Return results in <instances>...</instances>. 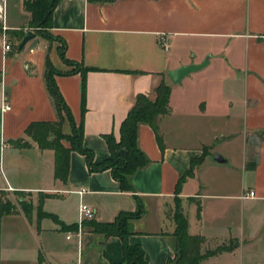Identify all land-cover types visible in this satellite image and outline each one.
I'll use <instances>...</instances> for the list:
<instances>
[{"label":"crops","instance_id":"1","mask_svg":"<svg viewBox=\"0 0 264 264\" xmlns=\"http://www.w3.org/2000/svg\"><path fill=\"white\" fill-rule=\"evenodd\" d=\"M14 1L28 20L23 0ZM22 20L10 17L11 26ZM50 32L49 43L30 39L17 52L4 53L0 44V85L11 106L0 110V198L16 207L0 213V264H119L118 237L104 238L84 224L79 238L66 234L77 231L70 226L77 224L80 202L93 208L95 220L109 222L135 211V196L144 213L131 220L128 241L142 247L148 264L174 256L176 198L187 232L203 237L202 253L238 241L201 264H264V0H58ZM62 47L67 59L92 68L84 78L80 72L53 77L96 163L109 156L103 135L119 136L136 95L153 96L161 80L170 86L169 111L157 121L163 148L147 123L138 125V146L149 163L130 176L132 192L122 190L110 170L89 171L74 150L62 182L54 175V150L25 133L32 122L58 119L45 74L47 59L57 71L74 69L60 57ZM206 58L180 83L169 78L170 70ZM61 132H72L66 115ZM21 140L29 146L21 147ZM236 140L239 157L221 149ZM62 144L70 146L66 139ZM203 148L204 157L176 193L178 179ZM216 153L226 162L214 160ZM250 190L253 197L241 198ZM20 192L37 193L29 218L12 200L18 196L19 203ZM44 193L49 197L39 209ZM67 195L74 198L63 206Z\"/></svg>","mask_w":264,"mask_h":264},{"label":"trees","instance_id":"2","mask_svg":"<svg viewBox=\"0 0 264 264\" xmlns=\"http://www.w3.org/2000/svg\"><path fill=\"white\" fill-rule=\"evenodd\" d=\"M107 1V0H106ZM58 0H23L24 8L30 13L28 24L34 29H50L52 23V13ZM24 36V35H23ZM23 36H19L21 40ZM18 44L16 45V49ZM59 55L62 60L73 65L74 69L70 72H60L55 70L49 60H46V74L45 83L47 91L52 99L54 108L57 112L58 119L53 122L38 121L32 122L25 130L32 140H34L40 148L53 149L55 152V169L54 175L62 182L67 181L69 153L71 150L83 154L86 158L89 171L99 172L103 170H110L113 178L120 183L122 190L133 191L130 183V176L138 169L146 166L149 159L138 146L137 130L140 123H147L156 135V139L161 148L162 138L158 132V118L161 115L167 114L169 111V95L170 86L165 80L154 88L153 96L147 94H137L134 104L128 110L126 117L123 119L120 128L119 136L116 138L113 133L104 134L109 156L101 162H94V154L92 150L83 146V127L80 124L76 126L73 121L71 112L64 101L54 79V74H68L80 72L85 77L87 71L92 70L90 67H85L77 62L67 59L64 55V47L59 48ZM84 98L82 99V112L85 111ZM63 115L70 120L72 132L70 135H64L61 132V124ZM66 139L69 147L62 144V140ZM21 147H28L29 143L20 141ZM206 153V148H203L202 154L190 162L189 169L178 179L176 184V193L179 192L182 182L187 176L193 174V169L198 164ZM23 193H19V205L24 214L29 218L33 205L31 201L24 202L21 198ZM49 197V194H40L38 199V207L40 209L42 201ZM137 202V209L133 212L121 211L118 215L109 222H100L95 219L86 220L83 222L93 233L102 235L104 238L116 236L122 243V260L119 264H148L145 259L144 251L141 246L130 244L129 236L132 234L130 222L133 219L139 218L144 213V207L138 197L135 196ZM176 209L173 213V220L175 229L173 236L174 256L166 264H201L202 261L209 257L216 255L222 251H231L238 245L235 239L229 240L228 244H221L214 249L201 252V244L203 237L199 235H190L187 232V219L181 210V203L178 198L175 200ZM200 207L198 205L197 211L199 214ZM16 211V207L3 197L0 198V213L7 214ZM38 217L41 218L43 213L39 211ZM71 229L77 228V224L70 226Z\"/></svg>","mask_w":264,"mask_h":264},{"label":"rangeland","instance_id":"3","mask_svg":"<svg viewBox=\"0 0 264 264\" xmlns=\"http://www.w3.org/2000/svg\"><path fill=\"white\" fill-rule=\"evenodd\" d=\"M24 10H25V8H24ZM7 13H8V21H7L8 29L5 31V33H6L7 43H9L11 45L13 52H17V49L15 47L20 41L19 36L25 35L27 31H32V32H34V35H35L31 39L32 41L30 43L41 44L43 41H45L47 44L53 38V35L50 32V29H39V30H37V29L30 27L28 24L29 19L26 20L27 18L25 17L23 12L22 13H21V11L18 12V6L15 4L14 0H11V1L7 0ZM10 17L11 18L16 17L17 19L18 18H22V19L24 18V20H22L21 23H19L16 27L13 28V26H11V23H10ZM2 33H3V30L0 26V37H1ZM40 41H42V42H40ZM29 44H27L25 46L23 51L27 50ZM236 142H237V140L233 141L232 143L223 144L221 149L222 150L229 149V150H231V153L235 157H239L240 156L239 145ZM238 179H239V182H241V176H239ZM32 196H34V197H32ZM37 197H38L37 193H34V195H33V193L29 194V195H26V194L21 195V198H23L24 202H28L30 200L37 198ZM72 198H74L73 195H67L66 199H64V201L61 202V204L63 206H65L67 203L69 205ZM12 200L16 206H20L18 203V196L12 197ZM53 204H55V202ZM56 204H58V202Z\"/></svg>","mask_w":264,"mask_h":264},{"label":"built area","instance_id":"4","mask_svg":"<svg viewBox=\"0 0 264 264\" xmlns=\"http://www.w3.org/2000/svg\"><path fill=\"white\" fill-rule=\"evenodd\" d=\"M8 21V13H7V0H0V26L3 30V33L0 37V44L2 47V51L4 53L8 52L11 50V45L7 43L6 39V33L5 31L8 29L7 25ZM162 45H164V42L162 41ZM11 108L8 100H7V95L4 89L3 84L1 83L0 85V110L2 112H5ZM85 191L84 188H80L76 192L78 194H82ZM254 192L253 191H248V192H243L241 194V198H246V197H253ZM95 217V211L93 208L88 206L87 204L80 202L79 207H78V221H77V231L75 233L68 232L66 234V238H70L71 236L76 235L78 238L80 237V232H81V227L84 221L86 220H92ZM64 264V263H61Z\"/></svg>","mask_w":264,"mask_h":264},{"label":"water","instance_id":"5","mask_svg":"<svg viewBox=\"0 0 264 264\" xmlns=\"http://www.w3.org/2000/svg\"><path fill=\"white\" fill-rule=\"evenodd\" d=\"M33 37L34 32L27 31L26 34L22 37L21 41L18 43L17 49L21 50L24 45ZM207 62L208 59L206 58L202 63L182 65L178 68L170 70L168 72V76L172 80V82L180 83L185 76L205 66ZM214 160H216L217 162H226V159L223 158L219 153L214 154Z\"/></svg>","mask_w":264,"mask_h":264}]
</instances>
